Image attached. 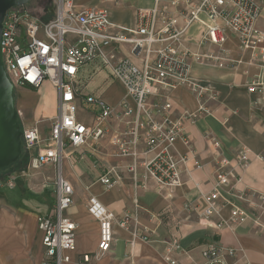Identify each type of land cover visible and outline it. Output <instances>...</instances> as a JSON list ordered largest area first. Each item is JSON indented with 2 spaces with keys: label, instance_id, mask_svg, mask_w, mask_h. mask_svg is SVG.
<instances>
[{
  "label": "built area",
  "instance_id": "1",
  "mask_svg": "<svg viewBox=\"0 0 264 264\" xmlns=\"http://www.w3.org/2000/svg\"><path fill=\"white\" fill-rule=\"evenodd\" d=\"M31 0L26 6L9 9L3 20L2 60L6 72L15 87L39 88L50 81L58 91L56 116L48 136H43L38 126L22 128V147L28 154V165L41 168L53 165L55 176V203L53 211L39 221L43 232L45 264H93L108 253L114 240V223L127 227L130 215L117 220L96 196L87 202L89 214L99 223L98 249L95 253H78L77 223L68 214L74 203V187L63 172L66 146L78 148L89 139L99 141L111 133L101 121L112 116L114 108L101 96L88 95L87 103L96 104V124L89 126L79 116V103L83 95L82 69L100 60L110 67L114 79L121 81L135 102L120 105L118 117H132L130 127L113 139L116 155L129 158L126 170L134 184L142 188H178L184 184L181 164L188 158L178 156L173 147L178 139L189 144L186 123H194L200 116L211 113L209 103L218 100V94L206 85L189 77L193 62L211 63L224 67L230 60L224 44L228 32L238 36L242 49L256 48L264 41V31L258 28L261 15L258 0H198L191 8H182L186 0H152L150 8H139L130 32L114 27L104 5L79 3L78 0ZM121 0H100L118 3ZM45 2L43 4H39ZM210 24L203 42L217 46L218 51L195 52L182 45V36L201 15ZM182 19V22L180 21ZM132 45L131 53L141 58V64L130 58L114 61L110 52L114 43ZM187 85L197 96L195 110L186 111L180 117L170 118L169 102H151L159 86L175 88ZM248 92L264 95V82L254 81ZM19 120L23 111L18 109ZM22 124V123H21ZM153 155L144 159L143 156ZM237 166L249 165L247 150L238 151L234 157ZM114 168L108 170L100 181L107 187L114 186ZM241 178L223 157L212 190L205 195L206 217L219 214L223 207L230 208V216L219 222V227H232L250 221L264 232V193L238 191ZM10 186L13 180L8 179ZM198 203L188 202L184 208L195 210ZM137 239L148 241L146 230L136 229L130 246ZM178 245V242H174ZM236 249L211 243L202 250L203 264H235ZM169 260V258H167ZM175 264V261H171ZM246 264H250L246 262Z\"/></svg>",
  "mask_w": 264,
  "mask_h": 264
},
{
  "label": "crops",
  "instance_id": "2",
  "mask_svg": "<svg viewBox=\"0 0 264 264\" xmlns=\"http://www.w3.org/2000/svg\"><path fill=\"white\" fill-rule=\"evenodd\" d=\"M79 3L104 5L109 12L111 24L130 32L139 8H150L152 0H121L118 3L100 0H78ZM169 2L170 0H163ZM257 21L264 31V0ZM198 0H186L182 8H191ZM182 22V19H180ZM210 24L203 14L192 23L182 36V45L195 52L218 51L217 46L203 42ZM229 61L224 67L211 63L190 64V78L206 85L218 94V100L209 103L211 113L200 116L194 123H186L189 144L178 139L173 151L188 160L181 164L184 184L178 188H142L136 186L126 170L129 158L116 155L113 142L130 126L132 117H118L120 105L135 102L124 84L113 78L109 66L95 60L82 69L83 97L79 103V116L83 122L96 124L98 107L87 103L86 96H101L113 108L111 117L101 121L109 126L111 133L99 141L89 139L84 145L64 150L63 172L74 187V203L67 214L77 223L76 240L78 253H95L98 249L99 223L87 210L90 196H96L117 220L130 215L127 227L114 223V240L111 250L93 261V264H203L202 250L209 244H223L236 249L235 264H264V232L250 221L232 227H219V222L230 216L225 206L220 213L206 217L205 195L212 188L219 172V162L226 157L241 182L238 191L264 193V95L248 92L247 86L254 81L264 82V41L256 48L242 49L236 34L228 32L224 44ZM132 45L114 43L110 52L114 61L130 58L141 64V58L131 53ZM18 106L33 110V117L21 120L22 128L38 126L47 136L53 120H39L46 116L53 119L57 113L58 91L50 81L39 88L18 87ZM150 101L169 102L170 118L180 117L198 105L196 94L187 86L175 88L159 86ZM92 106L93 111L85 108ZM85 113L88 117H85ZM247 150L249 165L237 166V152ZM153 154L143 156L148 159ZM28 165V163H27ZM114 168V186L107 188L101 181L108 170ZM56 168L47 165L15 171L6 180H0V264H45L43 232L39 221L53 211L55 203ZM8 179L13 180L10 186ZM198 203L195 210L188 211L184 205ZM264 220V215H263ZM146 230L148 241L137 239L134 247L130 241L136 229ZM177 241L178 245L174 242ZM169 258V260L167 259Z\"/></svg>",
  "mask_w": 264,
  "mask_h": 264
},
{
  "label": "water",
  "instance_id": "3",
  "mask_svg": "<svg viewBox=\"0 0 264 264\" xmlns=\"http://www.w3.org/2000/svg\"><path fill=\"white\" fill-rule=\"evenodd\" d=\"M31 0H0V170L16 162L22 154L23 129L14 96L15 86L2 60L3 20L9 9L26 6Z\"/></svg>",
  "mask_w": 264,
  "mask_h": 264
},
{
  "label": "trees",
  "instance_id": "4",
  "mask_svg": "<svg viewBox=\"0 0 264 264\" xmlns=\"http://www.w3.org/2000/svg\"><path fill=\"white\" fill-rule=\"evenodd\" d=\"M32 89L35 90L37 88H32ZM21 128H22V124H21ZM27 163H28V154L22 147V154L20 155L18 160L12 163L11 165H9L8 167H5L0 170V180H6L7 178L10 177V174H12L13 172L25 169L27 166Z\"/></svg>",
  "mask_w": 264,
  "mask_h": 264
},
{
  "label": "rangeland",
  "instance_id": "5",
  "mask_svg": "<svg viewBox=\"0 0 264 264\" xmlns=\"http://www.w3.org/2000/svg\"><path fill=\"white\" fill-rule=\"evenodd\" d=\"M84 1L87 2L88 0H84ZM43 3H45V2H42V3H39V4H43ZM46 3H47V7L50 8V7H51L50 0H47ZM17 88H18V87H15V91H14L15 99H16L17 96H18V90H19V89H17ZM16 106H17L18 109H20L21 111H23V120H29V119H31V118L33 117V110H25V109L19 107V106H18V103H17V100H16ZM85 108L88 110V112H89V111H90V112L93 111L92 106L87 105ZM85 117H88V114H87V113H85ZM39 120H52V119H50L49 117H46V116H42V117H40ZM20 124H21V123H20ZM43 136L45 137L44 134H43ZM47 136H48V135H47Z\"/></svg>",
  "mask_w": 264,
  "mask_h": 264
},
{
  "label": "bare ground",
  "instance_id": "6",
  "mask_svg": "<svg viewBox=\"0 0 264 264\" xmlns=\"http://www.w3.org/2000/svg\"><path fill=\"white\" fill-rule=\"evenodd\" d=\"M6 70V69H5ZM30 88V87H29Z\"/></svg>",
  "mask_w": 264,
  "mask_h": 264
}]
</instances>
